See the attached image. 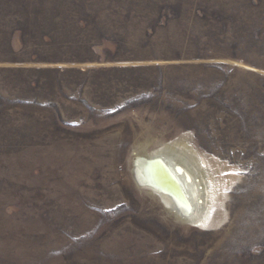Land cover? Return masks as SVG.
<instances>
[{
    "label": "rangeland",
    "instance_id": "rangeland-1",
    "mask_svg": "<svg viewBox=\"0 0 264 264\" xmlns=\"http://www.w3.org/2000/svg\"><path fill=\"white\" fill-rule=\"evenodd\" d=\"M9 1L38 17L0 26V264H264V0ZM177 140L233 181L204 226L175 168L187 215L133 174Z\"/></svg>",
    "mask_w": 264,
    "mask_h": 264
},
{
    "label": "bare ground",
    "instance_id": "bare-ground-1",
    "mask_svg": "<svg viewBox=\"0 0 264 264\" xmlns=\"http://www.w3.org/2000/svg\"><path fill=\"white\" fill-rule=\"evenodd\" d=\"M178 141L180 140H177V142L175 141L171 143L170 145H164L160 149L151 151L148 154L139 155L136 159L135 166L133 168L134 170L133 174L135 175L136 179L141 183L143 188L149 189L150 191L155 190L159 192L160 195L163 197V199H165L166 202H168V204L171 207H173L179 213L181 212L187 215V211H189V209H187L188 207H186L187 206L186 196L184 194L183 186L178 181L176 176H174V174L172 173L170 169V167L175 168L177 170V173H179L178 175H180L181 178L184 180V187L186 186L187 188L186 190L188 194L190 195V198L192 199L193 203H195V208L196 207L198 209L200 208V212H198L197 214L190 215V216L189 215L183 216L184 218L183 220L187 222H191L194 225L196 224L198 226H204L206 224L211 223V218L208 214H209V211L211 210L212 204L218 198L215 200V196H216L214 195L215 192L209 191V189H207L208 192L205 190L207 192V194H205V191H203L202 189L200 190L199 184L197 182H196V186L194 187L193 180L188 179L189 177L187 178L185 170L183 169L182 171L181 169H179L177 167L179 166V163L168 155L169 154L168 150L170 148H174L178 150L179 153L183 152V155L187 156L188 159L190 158L193 160V163H194L193 166L197 171V173L195 174H198V172H200L202 176L204 177V173H207V169L205 168V165H204L205 163H203L199 155L192 149V147L187 143H183L184 141L182 142H178ZM207 181L208 182L206 184L210 185L211 187L210 179ZM232 182H230L228 187L226 186L227 187L226 189L224 190L221 189L222 196H220L219 200L215 202V204L219 205V207H222L224 205V202L226 201V198H227V193L229 192ZM220 219H219L218 224L223 223L225 217H223L221 220Z\"/></svg>",
    "mask_w": 264,
    "mask_h": 264
},
{
    "label": "trees",
    "instance_id": "trees-1",
    "mask_svg": "<svg viewBox=\"0 0 264 264\" xmlns=\"http://www.w3.org/2000/svg\"><path fill=\"white\" fill-rule=\"evenodd\" d=\"M37 14L35 11H31V8L24 6L23 4H14L9 0H0V26L7 27L10 24L16 26V29H21L23 32L25 27L31 20H36ZM1 27V29H2ZM0 29V33H4ZM15 27L13 30H16ZM5 39V51L0 55V60H16L17 58H12L11 55H8L11 52L10 47V38L7 36L3 37ZM53 61L55 59H48ZM52 71V70H50Z\"/></svg>",
    "mask_w": 264,
    "mask_h": 264
}]
</instances>
